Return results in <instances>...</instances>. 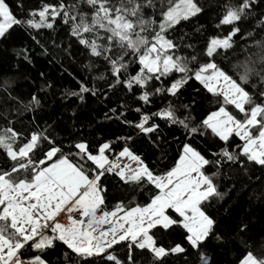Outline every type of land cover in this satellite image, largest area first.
Listing matches in <instances>:
<instances>
[{
    "label": "snow or ice",
    "instance_id": "snow-or-ice-1",
    "mask_svg": "<svg viewBox=\"0 0 264 264\" xmlns=\"http://www.w3.org/2000/svg\"><path fill=\"white\" fill-rule=\"evenodd\" d=\"M206 10L218 11L215 29L226 26L227 31L192 43L205 27L199 25L191 34L180 29ZM57 22L82 47L87 57L83 67L99 72L92 76V86L77 81L78 91L65 89L64 96L84 103L90 94L111 102L123 89L140 106L119 103L104 114L130 130L114 140L89 139L87 128H75L76 122L83 124L81 117L71 127L58 121L43 129L36 125L27 135L11 126L0 129V264H137L133 249L147 250L153 264H168L170 256L184 257V264H212L205 249L213 241L227 246L251 231L243 221L233 233L215 231L218 221L208 209L228 195L216 178L225 167L242 166L245 158L264 167V0H223L216 9H206L200 0H56L39 8L27 0H0V43L21 30L40 55L56 60L60 53L68 55L71 46L52 36ZM237 45L239 52L234 51ZM13 51L32 63L29 46ZM229 52L235 63H224L231 59ZM132 64L138 66L134 74ZM39 76L45 81L41 92L53 87L44 72ZM97 81L103 82L101 89L95 87ZM189 81L199 82L217 102L216 110L198 122L192 111L200 90L190 103L180 100ZM154 99L163 104L155 111ZM25 108L42 110L41 98L32 94ZM57 128L66 134L63 139ZM177 128L184 130L183 140L174 135ZM233 136L241 143L229 150ZM196 137L218 139L223 146L205 155L195 145ZM173 145L178 147L171 165L153 171L148 156L159 153V161H169ZM110 178L117 179L121 190L107 210ZM145 187L153 189L146 202H135ZM173 235L183 243L165 246L158 239ZM245 244L237 264H264V245L258 255L251 243ZM61 246L65 250L53 257ZM118 248L126 249L123 258ZM189 249L194 250L191 260ZM29 251L32 255L25 256Z\"/></svg>",
    "mask_w": 264,
    "mask_h": 264
},
{
    "label": "trees",
    "instance_id": "trees-1",
    "mask_svg": "<svg viewBox=\"0 0 264 264\" xmlns=\"http://www.w3.org/2000/svg\"><path fill=\"white\" fill-rule=\"evenodd\" d=\"M49 2L55 3L56 0H27L28 6L32 8H39L42 3ZM200 3L206 9H216V6L223 3V0H200ZM232 3H238V0H232ZM218 15V11L206 10L205 14L198 20L194 19L191 24L183 25L180 31L191 34L197 26L203 25L206 30L202 32L200 38L190 41L202 44L204 37L223 35L227 31L226 26L218 31L215 29V25L218 23ZM67 31L65 26L57 22L56 31L52 33V36L57 38V42L63 40L65 47H68L69 44L71 46L68 55L60 53L56 60H53L51 56L40 55L41 49L33 45L31 37L21 30L13 32L8 41L0 43V129L11 126L16 131L27 135L29 132L36 130V125H39V128L43 129L47 125L52 124L53 121H58L71 127L74 120L77 117H81L83 118V124L76 122L75 128H87L85 134L89 139L104 137L105 139L114 140L116 136L124 135L125 132L130 131L128 129L122 130L113 121L105 119L104 115L105 113H109L110 108L117 107L119 103H125L131 108L140 106L134 102V96L128 94L125 90L121 89L117 91L116 95L112 96L111 102H108L106 97L97 99L91 97L90 94H85L84 103H81L76 97L64 96L65 89L78 91L77 81L86 82L89 86H92V76L99 75V72H89L83 67L87 63L86 54L81 46L69 38ZM41 34L43 37H48L49 31L41 30ZM37 39H41V37L37 36ZM236 39L239 40V37ZM41 43L47 45L48 41L41 39ZM25 46L31 48L29 52V55L32 57L31 64L24 61L22 57L16 56L13 51V49H20ZM49 50L51 51V49ZM234 51L239 52V45H237ZM227 55L231 59L224 63H235L232 52H229ZM222 59V57H217V62L221 63V66H224ZM97 67L100 72L104 71L103 66L99 62H97ZM137 70L138 66L136 64H132L129 69L132 74ZM40 72H44L48 81L53 85L52 88L46 89L43 92L40 89L44 86L45 81L40 78ZM5 81L8 82L6 86L4 84ZM95 87L101 89L103 82L97 81ZM196 89L200 90V95L195 96L197 104L192 111V115L198 122L209 111L216 110L217 102L196 81H189L188 85L185 86V90L181 92L180 100L183 103H190ZM34 93L41 98L43 104L42 110H37L36 112L25 108V105ZM138 94L139 92L136 91V95ZM118 97L120 98L119 100ZM156 106H163L159 99L153 100L151 110L155 111ZM74 110L76 117H73ZM228 111L234 115L236 114L231 106L228 107ZM238 118L241 117L238 116ZM9 120L12 121L11 124L8 123ZM88 125H91V128ZM183 133L184 130L182 128H177L174 135L179 140H183ZM56 134L60 139H63L66 135L59 128L56 129ZM65 143L67 144V141ZM194 143L205 155L218 151V148L223 146V143L218 139L213 140L209 137H196ZM239 143L241 142L237 137L233 136L230 138V143L228 144L229 150L236 148ZM132 147L135 150L137 145H133ZM177 147L178 145H173L169 161H159V153H156L155 155H149L146 163H148L153 171L157 172L170 166ZM3 161L4 153L0 150V163H3ZM209 171H215V169L212 168ZM216 182L220 185L221 191L228 190V195L224 200L214 201L212 208L208 209L209 213L218 221L215 231L217 233H233L236 230L237 223L240 221L248 224L251 231L247 235L242 234L237 243L227 246L218 245L213 241L205 249L207 254L213 258L212 264H237V257L240 256L246 247L245 241L252 244L251 250L255 254H261L260 248L261 245H264V167L256 165L254 162H247L245 158V163L242 166L232 165L231 167H225L222 174L216 178ZM107 183L110 195L106 198V207L107 210H111L117 202L114 197L119 194L121 186L118 184L116 178H110ZM152 191V188L145 187L141 194L135 195V202L145 203ZM128 199L130 200L132 197L129 196ZM249 237L252 239L249 240ZM158 239H162L165 246L183 243L178 235L165 236ZM64 250V247L61 246L52 253V256H59ZM193 251L189 249V260L192 259ZM117 252L123 258L126 249L118 248ZM30 255H32L31 251L25 253V256ZM133 256L137 264H153V258L147 250L133 249ZM168 264H184V257L170 256Z\"/></svg>",
    "mask_w": 264,
    "mask_h": 264
},
{
    "label": "built area",
    "instance_id": "built-area-1",
    "mask_svg": "<svg viewBox=\"0 0 264 264\" xmlns=\"http://www.w3.org/2000/svg\"><path fill=\"white\" fill-rule=\"evenodd\" d=\"M73 215H75V213H73ZM60 219H61L62 222L67 223V218H66L65 215H62V216L60 217Z\"/></svg>",
    "mask_w": 264,
    "mask_h": 264
}]
</instances>
